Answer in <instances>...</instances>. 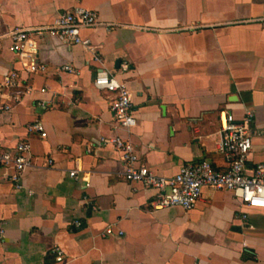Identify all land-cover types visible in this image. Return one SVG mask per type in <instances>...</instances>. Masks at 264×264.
<instances>
[{"label": "crops", "instance_id": "obj_1", "mask_svg": "<svg viewBox=\"0 0 264 264\" xmlns=\"http://www.w3.org/2000/svg\"><path fill=\"white\" fill-rule=\"evenodd\" d=\"M77 6L98 13L81 29L88 46L47 35L37 54L45 68L29 71L11 32L53 25ZM101 71L128 83L131 127L114 119L113 93L95 86ZM13 72L31 92L16 102L0 89V106L11 105L0 110V153L28 140L32 165L19 189L13 165L0 164V264H264V208L206 187L189 210L154 209V190L126 179L108 142L130 143L134 165L160 176L201 160L226 170L221 112L250 111L246 170L264 163V0H0V84ZM36 121L46 137L28 129Z\"/></svg>", "mask_w": 264, "mask_h": 264}, {"label": "built area", "instance_id": "obj_2", "mask_svg": "<svg viewBox=\"0 0 264 264\" xmlns=\"http://www.w3.org/2000/svg\"><path fill=\"white\" fill-rule=\"evenodd\" d=\"M98 23L96 11L77 6L60 13L53 25L13 30L10 34L11 49L19 57H27L29 59L26 64L27 69L36 73L45 68L44 64H40L37 59L39 39L53 35L71 45L84 44L88 46V41L81 37V29L94 27ZM64 69L75 71L69 65ZM125 69H127L126 66ZM94 84L100 90L113 93L111 110L116 122L125 127L134 125L136 111L128 83L120 80L114 74L101 71L96 75ZM20 86L17 74L13 72L6 77L3 84H0V89L3 87L12 88V99L19 102L25 90L31 92L30 87L24 90ZM8 109H11L9 104L0 106V110ZM252 120L253 113L250 111L242 119H237L231 112H221L220 150L226 158V170H219L208 160H201L183 165L174 176H160L146 166L137 167L134 165L136 157L130 143L119 137L110 139L108 142H111L123 153V159L127 163L126 179L143 181L154 190V196L150 201L154 209L180 206L189 210L195 206L206 187L213 190L231 191L241 203L249 207L264 208V163H257L251 173L246 170V163L253 148ZM28 129L38 132L42 137L47 136L45 126L41 121L29 124ZM0 164L13 165L15 172L11 178L17 188H24L23 174L32 165L30 141H20L14 152L0 153ZM70 174L77 177L76 170L71 171ZM76 223L79 224L78 221ZM108 232L111 233V230ZM4 234L3 226L0 224V241L3 240ZM53 254L57 262L64 261V253L59 246L53 248Z\"/></svg>", "mask_w": 264, "mask_h": 264}]
</instances>
